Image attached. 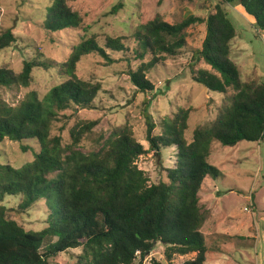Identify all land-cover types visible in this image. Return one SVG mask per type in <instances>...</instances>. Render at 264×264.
I'll return each instance as SVG.
<instances>
[{
	"label": "trees",
	"instance_id": "1",
	"mask_svg": "<svg viewBox=\"0 0 264 264\" xmlns=\"http://www.w3.org/2000/svg\"><path fill=\"white\" fill-rule=\"evenodd\" d=\"M229 3L240 6L264 30V0H219L206 17L189 15L174 23L158 14L138 24L127 37L106 35L103 42L94 35L80 38L61 63L68 78L42 98L35 91L14 105L0 98V143L6 138L18 142L24 152L30 148L25 140L38 147L31 148L34 158L20 167L0 163V202L18 196L17 207L24 212L42 201L47 215L43 229L26 230L0 204V264H54L53 257L75 248H81V254L74 264H145L158 243L164 247V259L151 258L149 264H173L176 255L190 253L195 257L182 264H207L219 247L208 246L201 230L209 217L201 204L202 184L219 173L208 161L212 142L232 147L240 141L264 139V82L243 81L230 57L236 30L226 9ZM46 10L43 27L49 32L82 25V17L67 0H52ZM196 23L205 24V37L201 48L192 51V61H203L209 68L195 69L196 63L191 64L193 81L220 94L232 93L224 97L211 122L194 128L189 140L184 136L189 109L180 108L165 118L161 132L153 134L156 124L148 111L152 97L144 98L150 149L158 156L161 149L175 151L166 180L150 183L138 167V158L147 150L128 123L111 128L102 144L91 150L82 139L97 120L75 122L67 139L53 133L61 112L96 108L100 84L80 80L76 74L84 56L97 54L112 63L107 52L111 51L136 61L127 74L136 91L147 94L155 90L150 71L181 54L187 29ZM15 41L10 29L0 31V51ZM46 63L26 59L17 73L1 67L0 88L28 86L33 68L46 69Z\"/></svg>",
	"mask_w": 264,
	"mask_h": 264
},
{
	"label": "rangeland",
	"instance_id": "2",
	"mask_svg": "<svg viewBox=\"0 0 264 264\" xmlns=\"http://www.w3.org/2000/svg\"><path fill=\"white\" fill-rule=\"evenodd\" d=\"M219 0H67L68 5L82 17L79 29L49 32L43 27L46 8L52 0H0V31L10 29L16 37L11 46L0 51V68L20 72L23 61H45L48 68L36 66L28 86L0 88V98L9 105L16 104L27 93L35 91L42 98L53 86L68 78L63 63L72 45L80 38L92 35L103 42L104 37H127L133 34L138 24L161 15L174 23L189 15L206 17L209 8ZM116 8V11L113 9ZM236 36L231 42L230 57L237 65L243 81L264 82V30L255 26L254 20L235 3L226 5ZM205 37V24L196 23L187 29L186 46L176 58L153 68L148 74L155 90L143 94L136 91L127 71L135 68L136 61H126L120 53L112 54L108 63L97 54L82 58L76 74L80 80L98 82L100 91L95 109L65 110L53 126V133L68 138V131L80 120H97L99 123L82 140L91 150L100 146L111 128L128 123L135 138L147 153L141 155L137 165L144 170L150 183L166 180V169L173 165L175 151L161 149L160 156L150 149L146 140L143 100L152 97L148 111L156 124L153 134L161 132L160 122L172 116L180 108L189 109L188 128L185 138L189 140L194 128L211 122L227 94L208 90L193 81L190 65L194 68H209L203 61L193 62L192 51L201 48ZM132 46V45H131ZM30 146L22 151L18 142L4 139L0 143V163L20 167L31 161L33 149H38L33 140H25ZM219 173L216 178L206 177L200 191L201 204L209 217L202 225L207 244L213 253L207 264H264V139L259 142L240 141L235 146H223L212 142L208 158ZM18 196H6L1 205L7 208L9 218L26 230L39 231L46 223V208L39 201L27 211L21 212ZM163 249L158 243L144 263L151 258L163 260ZM81 248L59 253L51 263L74 264ZM196 253L176 255L173 264H182L193 259Z\"/></svg>",
	"mask_w": 264,
	"mask_h": 264
}]
</instances>
